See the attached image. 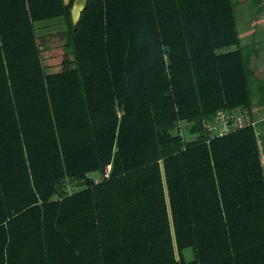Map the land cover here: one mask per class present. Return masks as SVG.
I'll return each instance as SVG.
<instances>
[{
  "label": "trees",
  "instance_id": "1",
  "mask_svg": "<svg viewBox=\"0 0 264 264\" xmlns=\"http://www.w3.org/2000/svg\"><path fill=\"white\" fill-rule=\"evenodd\" d=\"M76 3L0 0V264H264L235 0Z\"/></svg>",
  "mask_w": 264,
  "mask_h": 264
},
{
  "label": "crops",
  "instance_id": "2",
  "mask_svg": "<svg viewBox=\"0 0 264 264\" xmlns=\"http://www.w3.org/2000/svg\"><path fill=\"white\" fill-rule=\"evenodd\" d=\"M238 6V0H235ZM83 0H77L75 13L79 11ZM256 4L253 10V5ZM244 17V18H243ZM242 19V35L244 38L243 46L240 45L247 53L249 57L255 59L264 68V0H257V3H253L249 0L244 5V15ZM238 28V23H237ZM239 33V28H238ZM240 43V34H239ZM264 73V70H263ZM263 77V76H262ZM245 110L249 121H251L258 134L260 144H264V101L262 103L253 102L251 99V106Z\"/></svg>",
  "mask_w": 264,
  "mask_h": 264
},
{
  "label": "rangeland",
  "instance_id": "3",
  "mask_svg": "<svg viewBox=\"0 0 264 264\" xmlns=\"http://www.w3.org/2000/svg\"><path fill=\"white\" fill-rule=\"evenodd\" d=\"M253 3H257V0H251ZM249 0H238V6L236 2V17L240 34V45L243 46L244 38L242 35V19L244 18V5L248 3ZM257 7L256 4L253 5L252 10ZM243 17V18H242ZM245 61L249 72V85L251 89V95L253 102L262 103L264 101V73L263 66L259 64L255 59L248 56V53L244 50ZM263 76V77H262ZM185 127L182 125V132L184 133L185 138L188 137V134L185 133ZM186 260L193 258V252L190 248H185L184 250Z\"/></svg>",
  "mask_w": 264,
  "mask_h": 264
},
{
  "label": "built area",
  "instance_id": "4",
  "mask_svg": "<svg viewBox=\"0 0 264 264\" xmlns=\"http://www.w3.org/2000/svg\"><path fill=\"white\" fill-rule=\"evenodd\" d=\"M249 122L248 115L245 110L233 109V110H220L218 114L212 119L206 122V127L211 135H223L229 131L243 127ZM260 153L262 165L264 168V144H260ZM110 166L107 165L104 176L109 174Z\"/></svg>",
  "mask_w": 264,
  "mask_h": 264
}]
</instances>
